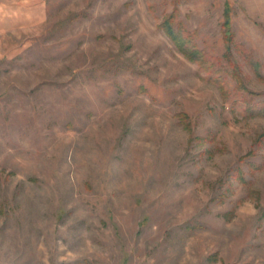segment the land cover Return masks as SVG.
<instances>
[{"label": "rangeland", "instance_id": "1", "mask_svg": "<svg viewBox=\"0 0 264 264\" xmlns=\"http://www.w3.org/2000/svg\"><path fill=\"white\" fill-rule=\"evenodd\" d=\"M260 106L264 0H0V264H264Z\"/></svg>", "mask_w": 264, "mask_h": 264}, {"label": "trees", "instance_id": "2", "mask_svg": "<svg viewBox=\"0 0 264 264\" xmlns=\"http://www.w3.org/2000/svg\"><path fill=\"white\" fill-rule=\"evenodd\" d=\"M229 22V21H227ZM163 26L166 28L168 33L178 42V44L188 52L189 48L192 47V39L187 38L186 35L183 33L182 35V29L180 28L179 24L176 25L175 17L171 15L168 19H166L163 23ZM185 37V38H184ZM191 44V45H190ZM194 55L198 52L195 49V53L192 52ZM200 55V53L197 54V56ZM252 64L254 65L255 69H258L260 67V64L256 62L255 60H252ZM239 82H242L239 80ZM257 112H264V106H260L257 109Z\"/></svg>", "mask_w": 264, "mask_h": 264}]
</instances>
